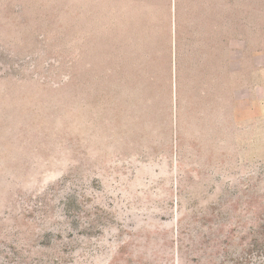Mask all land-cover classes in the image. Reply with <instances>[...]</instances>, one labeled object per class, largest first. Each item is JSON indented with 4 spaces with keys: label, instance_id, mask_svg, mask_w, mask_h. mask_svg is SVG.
<instances>
[{
    "label": "rangeland",
    "instance_id": "374dc122",
    "mask_svg": "<svg viewBox=\"0 0 264 264\" xmlns=\"http://www.w3.org/2000/svg\"><path fill=\"white\" fill-rule=\"evenodd\" d=\"M236 8L205 113L164 0H0V264H264V0Z\"/></svg>",
    "mask_w": 264,
    "mask_h": 264
},
{
    "label": "crops",
    "instance_id": "0c3cea01",
    "mask_svg": "<svg viewBox=\"0 0 264 264\" xmlns=\"http://www.w3.org/2000/svg\"><path fill=\"white\" fill-rule=\"evenodd\" d=\"M236 18V0H164V49L171 85L175 90L181 79L192 82L205 113L220 104L222 73L228 79L233 74L237 43L242 41Z\"/></svg>",
    "mask_w": 264,
    "mask_h": 264
},
{
    "label": "trees",
    "instance_id": "16d2710c",
    "mask_svg": "<svg viewBox=\"0 0 264 264\" xmlns=\"http://www.w3.org/2000/svg\"><path fill=\"white\" fill-rule=\"evenodd\" d=\"M264 247V246H263Z\"/></svg>",
    "mask_w": 264,
    "mask_h": 264
}]
</instances>
